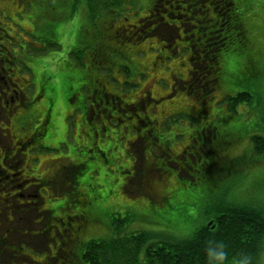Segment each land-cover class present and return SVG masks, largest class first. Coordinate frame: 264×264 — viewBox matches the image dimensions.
<instances>
[{"label":"trees","instance_id":"1","mask_svg":"<svg viewBox=\"0 0 264 264\" xmlns=\"http://www.w3.org/2000/svg\"><path fill=\"white\" fill-rule=\"evenodd\" d=\"M27 1L26 3H28ZM69 1L71 3L72 0ZM79 1L74 0L75 3ZM121 1L85 0L88 13L83 15L82 11L76 16L70 13L69 16L73 15V17L78 16L79 18L75 19L74 22L64 23L59 26L57 22L61 19L54 17L47 19L44 12L45 8L31 12L30 22L37 17L39 18V25L37 24V29H33L29 23V27L32 29H27V31L34 32V36H30L40 38V35L41 37L54 35L57 40L56 42L52 41V47L69 49L70 54L77 51L79 58L82 50L85 49L83 57L86 54L89 56L87 61L85 59L82 61L83 68H76L75 72H73L66 70V64H63L59 70H56L58 69L56 65L53 73L58 74L59 78L56 79L53 76L52 82L45 80L39 82V88L35 90L33 100L38 105V102L44 99L46 110L37 129L35 145L38 149H49L50 146H45V144L54 143L50 140L49 128H51L50 120L53 118L51 108L58 102V97L61 98V103L64 105L65 110L67 112L71 111L74 106L70 104L76 101L74 95L77 87L85 81L90 85L89 78L86 75L90 73L91 68L96 71V75L91 74L94 76L92 77L93 81L101 82L97 80V76L104 77L101 75V70L97 68L100 65V61L96 60V62L94 56L97 53L102 55L104 50L112 52L113 59L111 58V60L113 62L109 66L112 70L117 67L121 71L120 60H115V53L121 52L124 54L123 58H126V62L129 65L128 68L131 66L132 71L137 73V75H140L141 72H146L147 81L138 90L139 95L136 93L128 94L121 92V90L116 92L120 94L119 97L122 98L125 105L123 104L119 107L112 104V107L115 106V112H111L110 117L112 132L116 130L113 133L117 134L119 129L125 130L126 128L132 132L122 135V138H119L118 141L114 140L112 143L111 138L108 139L111 149L100 160L102 164L98 163L94 169H98L99 166L104 170L110 167L109 165L115 161L112 153L114 147H116L117 152L121 153L122 156L124 155L121 158L122 163H126L123 168L126 169L129 164L135 165L138 169L133 183L129 184L132 187L130 193L136 197L143 196L149 199L150 202L147 203V208L150 216L155 217L160 213L166 221L163 222L164 225H178L185 233L191 232L185 234L179 231L176 237L154 238L153 234L146 231H128L129 229H126V225L131 220V215L129 218L128 213L124 214V216L115 212L109 213L110 209L108 207L105 209L106 212H103L100 207L104 198L106 203L108 202V193L104 197H99L90 193L89 188L85 185L88 184L87 178H89V174L93 170V166L91 167L89 164L91 160H87L85 163L80 157L72 156V159L67 160L65 165H62L60 174H56L58 177L61 176L63 180L62 189H58V192L63 191L69 194V201L66 204L48 205L49 200L45 199L43 201L45 203L44 207L40 206L43 203L31 207V203L39 200L29 197V191L28 194L24 193L22 198L18 196L17 199H11V195L24 192L25 189L22 188H16L13 190V194L9 193V198L0 194L1 203L8 207L4 211L0 209V213L3 211L4 217L7 219L3 222L0 221V226L2 223H7L5 225L6 230H0V264H15L13 260L18 258V261L26 260L27 258V264H256L255 258L264 238V213L258 204L232 202L228 206L218 205L212 215L205 216L204 221L206 220V224L202 221L194 224V227L191 224L182 225L183 222L178 221L177 216L168 214L166 207L169 208V211L174 207H169V203L166 205L164 212L160 211L158 207L163 206L168 201L169 194L166 191H168L169 187L163 186L167 184L165 182L167 179L173 180L172 184L174 185L179 183L178 187L185 186V184L177 181L179 180V175L186 176L191 181H205L207 185H210L207 182L209 179L207 171L210 167L217 177L229 174L228 170L230 168L239 167V160H233L228 164L225 154L230 147L244 138L248 132L243 126L236 128L233 125L224 124L226 120L222 119L223 117L219 113L211 111L209 107L211 104L210 99L215 97L216 91L220 90V94L225 93L221 101H225L228 108L232 109L234 113H236L235 106L238 103L250 102L257 100V98L259 100L260 97L254 96L249 90L234 92V89L242 85L246 78L250 77L249 71L257 69L256 66H260L264 58V3L261 5L262 12L260 11V14L254 16V14L251 15V10L256 9L259 1L136 0L137 8L145 10L142 16L131 19L115 13V16L118 17L117 19L106 21L98 29L92 27L89 21L94 19L100 6L103 9H108L110 6L119 5ZM3 4L7 8H13L12 6L15 4L11 15L14 14L17 9L16 0H5L0 5ZM189 4H192V8H188ZM7 13L10 14L9 12ZM69 16L65 18H72ZM179 18H182L181 23L177 21ZM1 22L2 15L0 16V26H2ZM170 24H173L176 28L175 30H179L180 33L172 31L173 35L172 33L166 34V31H169L167 25L171 27ZM23 27L25 26L23 25ZM69 27L72 29L69 38L64 37L62 39L63 34ZM257 29L259 30V37L256 34ZM11 34L14 35V33ZM207 36H209L208 41L206 39ZM212 36H218L221 42L215 45L216 41L212 42ZM2 37L3 34L0 29L1 53L5 51L2 46ZM259 38L261 41L258 40ZM150 40H155V50L150 46ZM203 43L205 44L204 47L206 45L210 46V43L215 45H213V48H216L215 52L209 55V57L213 58V63L204 64L203 67L196 68L192 61L190 64L191 70H185L186 76H180L181 78H179L186 81L181 89H165L161 97L158 98L157 95H151L152 98L146 100L150 94L149 92L152 91L150 89L143 90V87L150 79L157 76V73L162 70L161 66L171 62L173 56L179 58L180 52H187L188 55L185 59L191 62L196 53L194 46L196 47V45H202ZM35 44L38 45L37 43ZM145 44L150 46L151 53L143 50ZM178 46L181 47L179 53ZM78 48H80V51H78ZM203 48L199 50V55L204 59L206 51ZM133 50H135L134 58L131 57ZM231 52H233L231 56H225ZM39 53L42 54L43 59L36 57ZM33 54L34 61L40 62V64L46 63L48 60L46 51H41L39 46H34ZM139 56L143 57V62L146 58V61H148L150 57H153L154 62L151 64L147 63L150 68L143 65ZM234 56L239 57V63L236 66L237 68L229 70L226 68V64L230 58H235ZM80 60L82 59L80 58ZM158 60L161 62L159 63ZM177 61L176 71L180 70L179 66L183 67V64L181 65L180 63L179 65L180 58ZM11 63L13 64L12 67H16L18 61L12 57ZM34 64L32 62V65ZM68 66L73 68L74 65ZM113 73L115 75V70ZM149 76L150 79H148ZM161 81L158 78L154 83L155 85L160 84L159 86L163 88ZM173 82L174 79L170 83L173 84ZM57 84L65 85V87H58ZM129 84L134 85L133 83ZM64 90L65 92H63ZM142 91L144 92L141 93ZM180 92H185L187 95L191 93L193 97L201 99L202 101H198L199 109H197V112L199 116L200 114H206V116L200 117V120H198L196 117L192 118L195 115H186L185 112L166 113L164 117L158 115L156 105L163 104L167 100H169L168 102H174L178 98L176 95ZM62 94L66 95L65 99ZM220 94L218 93V95ZM142 96H145V101L138 107L137 102ZM163 100L165 101L163 102ZM127 102L130 104L129 108L134 106L136 111V115L131 118H128V116L133 115L134 111L125 109L128 108ZM179 103L180 100L177 104ZM87 111L89 110H84L83 115ZM181 115L182 117H190L195 120V123L199 122V124L195 131H191L188 134V141L181 145L180 150L174 152L172 143L175 140L172 138L168 139L169 136L165 134V129L162 126L165 125L167 118H178ZM159 132L166 139L158 141ZM83 134L87 138L96 136V133L88 130H85ZM104 135V133L98 132L97 137L102 141ZM123 138H126V142ZM137 139L139 141L136 143ZM105 141L106 138H104ZM251 141L254 144L252 146L255 151L264 152V138L262 136L252 135ZM132 142L134 143L133 146L136 147L135 151L131 147ZM3 145V143H0V164L2 165H4L2 161L7 154L2 149ZM163 151L167 153L163 154ZM156 153L158 155H154ZM33 156L35 158L33 161H37L38 156ZM125 160L127 161L124 162ZM116 163L119 164L120 162L117 160L114 165ZM65 167L75 169L72 174H67L64 172ZM32 169L34 171L30 176H33L35 181L31 180L28 184L34 183L37 185L39 194L42 195L41 192L44 193L46 185L49 186L50 183L44 178L43 173L39 177L35 174L38 165L32 164ZM180 170L182 171L181 173ZM212 182L215 184L216 181L212 179ZM65 183H67L66 186H64ZM174 185L171 191H174ZM192 185L188 183L187 186L192 187ZM91 186V189L94 188L93 185ZM114 189L116 188L114 187ZM208 189L209 187H206V190ZM3 198H6V201ZM190 199L192 201V196H190ZM96 201H100L101 204H95ZM13 204L18 205V207L12 210ZM66 205L73 208V214L65 212L67 210ZM34 208H37V210L32 213ZM13 213L21 216L29 215L26 221L29 218H33V223H39L41 226L39 225V229H31L30 232L23 231L19 226L13 227L10 225L14 219ZM105 214L108 217L100 218ZM91 224L106 225L110 230L109 235L81 240L83 231ZM26 233L28 234V245L33 247V250L38 253H43L41 257L37 255L40 257L39 259L21 250V248L24 249L26 247L24 242L21 244V246L23 245L21 248L20 246L18 248L12 247L8 243L9 235L19 237L18 241L20 242L24 241L23 238ZM34 239L37 242H41L42 245L34 246ZM49 251L53 255H50ZM59 252H63V255L61 256ZM4 259H6V263L3 262Z\"/></svg>","mask_w":264,"mask_h":264},{"label":"rangeland","instance_id":"2","mask_svg":"<svg viewBox=\"0 0 264 264\" xmlns=\"http://www.w3.org/2000/svg\"><path fill=\"white\" fill-rule=\"evenodd\" d=\"M5 0H0V4L4 2ZM11 1V0H10ZM251 2L259 1L257 4L256 9L251 10V15L254 14H260L262 12L261 5L264 3V0H250ZM17 2V9L15 10L14 14L11 15L13 9L15 8V4H13V8H7L4 7L5 5H0V16L2 15V26H0L1 33L3 34V37L1 38V41H4L5 45L8 49V55L17 57L20 61L25 62L27 64V60L30 58V62H34V65H31L33 70L31 75H29V72L26 70H23L21 72V77L27 80L30 79V85L31 90L34 89V85H38L41 80L45 81H53L52 78L55 76L56 79L59 78V75L56 73H53L55 70V66L57 65L59 70L63 64H66V70H70L75 72L74 70L76 68H83L82 61L84 59L87 61L89 56L88 54L83 57L85 54V49L81 52V59L79 58V53L75 51L73 54H70V52H67L68 49H58L57 47H52V41L56 42V37L51 35H40V38H36L31 35L32 31H27V29H32L29 27V23L32 25L33 29H37V24L39 23V18L35 17L33 21L30 22L31 12H36L38 9L45 8V17L48 19L49 17L54 18H60L57 22V25H61L64 23H70L74 22L75 19L79 18L73 17L78 15L79 13H82L83 15L88 13L87 11V4L85 0H80L79 2L75 3L74 0H28L26 3V0ZM137 1L136 0H122L119 5L110 6L108 9L100 8L96 11L94 19H91L89 22L92 24V27L94 29L100 28V26H103L106 21L117 19L118 17L115 16V13H119L121 16H127L131 19L133 17L142 16L145 13V10H139L137 8ZM187 5V4H186ZM188 8H192V4H189ZM2 11V12H1ZM261 11V12H260ZM5 12V13H3ZM9 12L10 14H8ZM137 12V13H136ZM3 13V14H2ZM66 13V14H65ZM73 14L70 15L69 14ZM136 13V14H134ZM65 14V15H63ZM66 16L72 17V18H65ZM44 17V18H45ZM115 17V18H114ZM122 18V17H121ZM182 18H179L177 21L181 23ZM117 21V20H116ZM80 22V21H79ZM81 22H83L81 20ZM120 22V20H119ZM23 25L25 27H23ZM39 25V24H38ZM167 25V28L169 31H166V34L173 35L174 31L175 33L179 32V30H175L173 24ZM72 26V24H70ZM72 29L69 27V29H66V32L63 34L62 39L69 38V34L71 33ZM11 33H14L11 34ZM24 36H22V34ZM180 33V32H179ZM257 37H259V30L256 31ZM5 35V36H4ZM220 36V35H218ZM212 36V42L216 41L215 45H218L221 40L219 37ZM214 37V38H213ZM209 36H207L208 41ZM218 38V39H217ZM156 40V39H155ZM155 40H150V46L153 47V50H155ZM261 41V39H258ZM22 42V44H21ZM3 43V42H2ZM37 43L38 45H36ZM208 44V43H206ZM214 44L210 43L209 45H206L203 43L202 45H196L194 46V49L196 50L195 55L193 56L194 59L191 60V62H188L187 59V52H180V48L178 46V53H179V65L183 64V67L179 66L178 71L177 65H178V59L177 57H172L173 63L168 62L161 66L162 70L157 73V76L153 79H150V76L148 79H150L145 86L143 87V90L150 89L152 91V95L163 94L165 89L170 90L166 84L171 82L173 79L177 78V76L180 78L179 75L182 77L186 76V72L191 70V63L193 61L196 68L203 67V65H208V63H213V58L209 57L210 54L214 53L216 48H213ZM34 46H39V49L41 51H46V56L48 57V60L46 63L40 64V62L34 61L35 58H32V54L34 51ZM147 44L144 45L143 50L148 51L151 53V49L149 48ZM204 47V48H203ZM37 48V47H36ZM204 49L206 51V55L204 56V59L202 56L199 55L201 49ZM78 51H80V48H78ZM67 52V54H66ZM134 52L133 50L131 52V57L134 58ZM147 52V53H148ZM233 54V52L225 55L226 57H229ZM113 53L108 52V50H104L102 55L97 53L96 56H94L95 61L98 60L99 68L101 70V75L104 77L97 76V80L101 82H106L107 86L109 88H113L114 86H118V90H121V92H126L128 94L130 93H136L139 95L138 90L143 86L144 82L147 81V74L146 72H141L140 75H137V73L132 71V67L128 68V64L126 62V58H123L124 54L121 52L115 53V60L119 59V63L122 65V70L119 71L117 67H114L112 70L109 66L112 64L113 60H111ZM152 55V54H151ZM177 56V55H176ZM36 57H40V59H43V56L41 53L37 54ZM235 57V56H234ZM264 57V55H263ZM140 59H142V63L144 66H148V64H151L154 62L153 57H150L148 61L143 62V57L139 56ZM177 58V59H176ZM9 59V58H8ZM113 59V58H112ZM10 60V59H9ZM97 62V61H96ZM160 63L161 61L158 60ZM148 63V64H147ZM239 63V57L230 58L228 63L226 64V68L229 70H234L237 68L236 66ZM98 64V63H97ZM171 64V65H169ZM68 65H74L73 68H70ZM125 65V66H124ZM169 65V66H168ZM0 66H2V63L0 62ZM91 66V65H90ZM168 66V67H166ZM149 67V66H148ZM172 67V69H170ZM150 68V67H149ZM206 68V67H205ZM257 69H251L249 71V78H246V81L234 89V92L238 91H245L249 90L251 91L254 96H259V100H252L250 102H241L238 103L236 108V113L230 108H228L225 101H221V99L224 97L225 93L220 94V90L215 92V97H212L210 99V108L212 112L219 113L222 119H225L226 121L224 124L233 125L236 128H239L240 126H243L245 130H247V135L242 138L239 142L234 144L232 147H230L225 154L226 160L228 161V164L231 161H238L239 160V167L236 166L234 168H230L229 174L223 176V177H217L216 173L209 168L207 171V174L209 175V179L207 180L210 185H207L205 181L200 182L199 180L191 181L186 176L179 175L178 182H181V184H185V186H179V183L175 185L172 184L173 180L167 179L165 182H167L166 185H163L165 187H169L167 194H169L167 198V202L164 203L163 206L158 207L160 211L164 212V209H168V214H171L173 216H177L178 221L183 222L182 225L185 224H191L192 226L196 223L204 221L205 216L212 215L215 211V207L218 205H224L228 206V204L232 202H246L251 204H258L264 213V152H258L253 149L254 144H252L251 136L252 135H260L264 138V58L261 61L260 66H256ZM8 69L11 71L8 72L7 77H5V80L9 82L8 78L11 77L12 79H15V76L13 74H17L20 76V73H18L17 69L15 67L9 66ZM90 73L86 75L87 78H89L90 87L94 86V82L92 75H96V71L94 68L90 69ZM115 70V74L113 71ZM134 70V69H133ZM77 72V71H76ZM2 71L0 69V75H2ZM92 74V75H91ZM23 75V76H22ZM124 75V76H122ZM160 78L162 81V86L155 85V80ZM122 80V81H120ZM188 80V79H187ZM10 83V82H9ZM129 83H133L134 85H131ZM0 84L4 86V83L1 82ZM68 85V83H67ZM58 87L64 88L61 84H57ZM166 87V88H164ZM178 87H181L178 85ZM65 92V90L63 91ZM142 91L141 93H143ZM188 93V92H186ZM218 93L220 95H218ZM191 95V96H190ZM63 98H66V95L62 94ZM178 97L174 102H168V100L165 103H161L156 105V110L165 112V113H173V112H189L193 116L192 118L196 117L198 120H200V117L202 118L203 114H200L197 112V109H199V103L198 101H202L201 99L195 98L192 96L191 93L189 95L180 92ZM180 100V103L177 104V102ZM165 100H163L164 102ZM219 102V103H218ZM39 106V110L37 112H34V110L30 109V116L32 117V125L33 127L36 125H40L43 116L45 114L44 112V99L41 100ZM61 98L58 97V102L54 105L53 108H51V113L53 115L52 120H50V127L49 128V134L51 135V139L54 143L51 144H45V146H50L49 149H35V155L37 157V161H33L34 165H38L37 172H35L36 175H41L43 173L44 178L49 181L50 185H46V189L43 193V197L40 196L39 193H37V198L39 200H45L48 199V205L52 204H66L69 201V194L68 192L65 193L63 191L58 192V189H62V178L61 176L58 177L57 175L60 174V168L62 165H65V162L67 160L72 159V156H77L78 153V146L81 144V142H85L89 138H87L83 132L85 130H88L87 126L82 124L81 121H77V118L74 116H68L69 113L67 110L61 108ZM64 106V105H63ZM198 106V107H197ZM154 111V110H153ZM163 114V113H161ZM160 114V115H161ZM225 116V117H224ZM229 116V118H228ZM207 120V118H205ZM75 122H78L79 125L77 126ZM163 123V122H162ZM10 124V125H9ZM8 126L5 123L1 124V129L5 131L6 128L9 129L10 126L13 127V122L9 123ZM198 123H195L194 119H191L190 117H182L179 116L178 118H167L165 121V125L162 126L165 129V134L168 135V139H174L172 146L174 147V152L179 151L182 144L186 143L188 141L187 135L191 131H195L196 127L198 126ZM71 128V129H69ZM127 129V128H126ZM174 129H176L174 131ZM132 132V131H131ZM14 133H17L14 131ZM160 133V132H159ZM164 133V131H163ZM127 132H124L123 135H126ZM176 134V135H175ZM114 135V133H112ZM178 135V136H177ZM130 136V135H129ZM10 137V136H9ZM7 135L3 138L5 145L9 147V144L11 143V138H9ZM158 141L162 139H166L165 136L160 133L159 136H157ZM125 139L126 142V138ZM135 140V139H134ZM140 140V138H139ZM135 141L136 143L139 141ZM12 145H10L11 147ZM132 146V145H131ZM136 148V147H135ZM116 150V149H115ZM119 150L123 152L120 148ZM155 153V152H154ZM10 155L13 157L15 156L16 152L14 150H11ZM116 157H114V160H118L120 163H122V159L124 155L122 156L121 153H118L116 150ZM154 155H158L157 153ZM122 156V157H121ZM10 157L7 160L14 161L15 157ZM84 157V158H83ZM69 158V159H66ZM83 160H87L86 156H82ZM80 158V159H81ZM30 162H21L16 167V174H13L12 176H9L10 178H17V176H20L23 174L24 170L28 169L30 171L32 164H31V157L28 159ZM91 162L89 163L91 167L94 169L97 167L98 163L102 164L101 161L97 159H90ZM125 160L124 162H126ZM114 162V161H113ZM124 165L116 163V165H112L110 167H107L106 171L102 169L100 166L98 167L100 171L95 172L93 174V178L91 179L92 185L94 187V190H90V193L97 195L99 197H104L106 193L108 196V202L106 203V200L104 198V201L101 205V209L103 212H106L105 209L108 207L110 209L109 213L115 212L117 214H120L124 216V214H129V218L131 215V220L127 223L126 229L128 228V231H146L151 234H153L154 238H163L165 236L169 237H176L177 234H179V231L182 233H185V231L178 227V225H171V226H177V227H171L168 225H164L163 222H166L164 217L160 215V213L153 217L150 216L147 203H149V199L143 196H134L131 194L132 187L128 184H123V175L121 174L122 169H124ZM182 171L180 170V173ZM33 173V172H31ZM57 174V175H56ZM3 177L4 180H6L9 177H5V172L0 171V179ZM32 181L34 180L33 176H30ZM21 177H19L20 180ZM64 178V177H63ZM1 179L0 189L10 187L14 185L17 181H13L11 183H6ZM212 179H214L216 182L215 184L212 182ZM31 181V180H30ZM29 181V182H30ZM189 181V182H187ZM34 182V181H33ZM188 183L193 184L192 187L187 186ZM27 185L25 191H29V193H33V190L35 189V184L32 183ZM67 183L64 184L66 186ZM90 189L91 185L85 184ZM174 187V191H171ZM114 187L116 189H114ZM206 187H209L208 190H206ZM10 188L9 193L13 194V190ZM36 191V190H35ZM0 194L3 197H7L4 191H0ZM53 195V196H52ZM190 196H192V201L190 199ZM34 199V196H32ZM43 198V199H42ZM147 201V202H146ZM6 203V202H5ZM170 204L169 207H173L171 211H169V208L166 207L167 204ZM40 205V206H43ZM95 204H101L100 201H96ZM35 206V205H30ZM38 206V205H37ZM18 206L16 204H13L11 209H16ZM69 207V208H68ZM166 207V208H165ZM7 205H3L0 200V209L3 211L6 210ZM67 210L65 212L67 214H73L74 211L71 206L66 205ZM177 208V209H176ZM3 211L0 213V221H6L7 219L4 217ZM108 213V214H109ZM7 214V213H6ZM29 215H23L20 214H14L13 213V221H11V224L13 227H21V229L25 232H30L31 229H39V225L37 223H33V218H29L28 221H26V218ZM108 217L107 214L102 215L100 218ZM36 219V218H35ZM20 222V224H19ZM205 224L207 223L206 220L204 221ZM7 223H2L0 226L1 231H5ZM25 225V226H22ZM194 227V226H193ZM110 230L108 227L103 224H91L87 227L85 231H83V235L81 236V240H88L90 238H99V237H105L109 235ZM191 231L186 232L185 234H189ZM184 234V235H185ZM19 237L16 236H8V243L12 247H23L21 244L24 242V249L21 248L22 251L27 252L30 256L35 257L36 259H39L43 253H38L37 251L33 250V247H30L28 245V234L24 236V241H18ZM34 246H41V242H37L36 239L33 240ZM7 249V248H6ZM56 249V247H55ZM52 251V250H51ZM60 255H63V252H59ZM50 255H53L49 251ZM40 257H38V256ZM49 255V256H50ZM19 259V258H18ZM13 260L15 261V264H27L26 261L28 259H22V260ZM50 260V257H49ZM6 263V259L3 261ZM256 264H264V238L261 242L260 249L258 251V255L255 258ZM31 263V262H30ZM33 264V263H32Z\"/></svg>","mask_w":264,"mask_h":264},{"label":"flooded vegetation","instance_id":"3","mask_svg":"<svg viewBox=\"0 0 264 264\" xmlns=\"http://www.w3.org/2000/svg\"><path fill=\"white\" fill-rule=\"evenodd\" d=\"M0 62L2 63L0 69L3 73L1 77L4 79L5 77H7L8 72L11 71L10 69H8V67L12 66L13 64L6 57L1 58V56H0ZM13 76H15V79H12L11 77L8 78L11 85L7 83L6 80L3 81L4 86L0 85V143L4 144L2 146V149L7 152V154L5 155L2 161L4 165L0 164V171L5 172V177H9L12 176L13 174H16L15 172L16 167L21 162H30L28 160L29 157H31V163H32V160L34 159L32 150L36 149L35 142L37 137V129L39 128V125L38 126L35 125L34 127L32 125L31 122L32 117L30 116V109L34 110V112H37L39 110L40 103L38 102L37 105L33 100L34 99L33 94H30L28 92L30 89V83L27 82L24 78L18 76L16 73L13 74ZM179 83L181 84V88H182L184 86V83H186V81L179 79ZM94 85L95 86L90 87V85H88V82L86 81L80 84L77 87L74 95L76 101L70 104L71 106L74 107L71 108L72 109L71 111L70 110L68 111L70 116L72 117L74 116L75 118H77V121H81L83 122L82 124L87 125L88 131L96 133V136L89 137L88 140H86L85 142H81V144L78 146V150H77L78 157L76 158L79 157L81 158L82 156H86L88 161L90 159H97L99 161L102 159V157L104 158L107 155L108 150L111 149L108 139L111 138V143H112V141L114 140L118 141V139L122 138L123 135V130L120 129L118 130L117 134L115 133L114 135H112V133L115 132L116 130H113L112 132V128L110 126L111 112H115L114 111L115 106L112 107V104L121 107L125 103L122 100V98L119 97L120 94L116 93L117 87L114 86L113 88H109L106 82H98V81H95ZM149 93L150 94L147 96L146 100L152 98L151 97L152 92ZM161 95L162 94H158L157 97L159 98L161 97ZM144 101H145V96L144 97L142 96L139 102H137L138 107H140V105ZM127 104H128V108L125 109L134 111L133 115L128 116V118H131L132 116L136 115L135 114L136 111L134 106L129 108L130 104L128 102ZM43 106L46 107L45 104ZM53 107L54 106H52V108ZM61 108L65 109L63 105L61 106ZM86 109H88L89 111H87V113L83 115V112ZM45 110L46 108H44V112ZM160 114L161 117H164L166 113L158 111V115ZM12 122H13V127L10 126L9 129L6 128L5 131L1 129L2 123H5L8 126V124ZM75 124L77 126L82 125L79 124L78 122H75ZM14 131H16L17 133H14ZM98 132H102L105 134L103 136L102 141H100L99 138L97 137ZM106 132L108 136L106 135ZM124 132H127V134H129L131 130L127 128L124 130ZM5 135H7L8 137L10 136L9 138H11L12 140L11 143L9 144V147L5 145V142L3 140ZM104 138H106L105 142H104ZM10 145L12 146L10 147ZM131 145H134V143L132 142ZM119 147L121 148L120 144ZM115 149L117 150V148L114 147L112 153L114 157H116ZM11 150H14L16 152L14 156L15 157L14 161L7 160L8 158L13 157L12 155L9 154ZM166 153L163 151V154ZM83 158H81L82 161L83 162L85 161L86 163L87 160H83ZM116 161L117 160L112 162L109 166H112ZM125 165L126 163H124V166ZM74 169L75 168L65 167L64 172L67 174L69 173L72 174ZM99 170L100 169L98 168V169H93L91 171V173L89 174L90 175L89 178H87L88 180L87 182L89 185H92L91 179L94 177L93 174L95 172H98ZM33 171L34 170L31 167L30 171H28V169L24 170L23 174L17 176V178L13 179L9 177L6 180H4L2 177L1 179H3V181H5L6 183H11L13 181H17V182L10 187L0 189V191L6 192L7 198H9L8 195L10 188H12L11 190H15L16 188L24 189L27 183L30 180H32L30 174ZM121 173L123 175V183H133V180L137 176L138 169L135 167V165L128 164L126 169H123ZM19 177H21L20 180ZM33 181H35V179ZM37 188L38 186L35 185L36 191ZM90 190H94V188L92 189L90 188L89 191ZM18 196L22 198L23 193L20 192L17 194H13L10 197L11 199H17ZM40 196L43 197L42 195ZM35 197L36 199H38L37 195H35ZM3 199L6 201V198ZM43 201L44 200H39L38 202L31 204L37 206L39 204H42ZM36 210L37 208H34L32 209V212L34 213V211Z\"/></svg>","mask_w":264,"mask_h":264}]
</instances>
